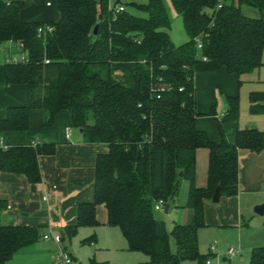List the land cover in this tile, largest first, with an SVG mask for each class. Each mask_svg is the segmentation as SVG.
<instances>
[{"label": "trees", "instance_id": "16d2710c", "mask_svg": "<svg viewBox=\"0 0 264 264\" xmlns=\"http://www.w3.org/2000/svg\"><path fill=\"white\" fill-rule=\"evenodd\" d=\"M57 1L61 18L47 23L52 30L39 32L45 23L22 21V0L8 1L0 17V46L15 41L26 52L25 60L0 59V86L18 83L28 90V104L9 108L0 119V135L28 130L32 109L44 110L45 126L53 125L60 111H69L87 143L108 148L98 155L95 199L79 205L78 222L69 232L98 224L97 206L104 204L108 224L120 227L130 249L146 253L150 264L204 259L199 230L205 226V200L218 185L222 196L238 194L239 150H264V130L238 128L231 143L220 125L221 141L212 140L197 126L202 113L194 78L225 69L241 82L243 74L264 65V18L243 11L247 5L264 12V0H171L189 37L178 45L169 33L165 0L131 2L143 16L122 0ZM120 5L125 10L117 12ZM250 112L264 114V91L250 93ZM239 116L240 97L229 96L223 121ZM34 139L0 148V168L40 182L39 156L53 154L57 142L34 145ZM200 147L210 150L205 188L195 182ZM182 178L191 183L187 206L193 219L168 231L154 207L177 201ZM6 208L7 200L0 198V264L40 236L38 227L6 220ZM251 262L264 264V247L253 250Z\"/></svg>", "mask_w": 264, "mask_h": 264}, {"label": "crops", "instance_id": "0c3cea01", "mask_svg": "<svg viewBox=\"0 0 264 264\" xmlns=\"http://www.w3.org/2000/svg\"><path fill=\"white\" fill-rule=\"evenodd\" d=\"M8 1L0 0V17L4 15ZM22 1L24 6L19 16L24 22L47 24L61 18L57 0ZM165 3L170 13L178 14L171 0H165ZM0 50V57L4 60L26 56L22 44L15 41L3 43ZM194 82L197 107L202 113L197 118V126L206 131L212 140L221 141L220 125H223L226 138L231 143L236 141L238 128L253 127L241 125L239 120L223 121L228 110V97L238 94L240 81L237 75L225 69L198 72ZM27 104L26 85L15 83L0 86V119L7 116L9 108ZM223 106H226L224 110ZM254 115L253 122L257 124L261 121L258 128L264 130V116H256L264 114ZM44 122V110L32 109L28 130L5 131L0 135L4 147L29 145L31 135L39 138L41 144L54 139L57 142L53 154L43 153L39 156L42 173L40 182H30L25 175L0 168V198L7 200L5 219L16 225L40 229L37 241L17 251L8 264H57V254L63 248L70 252L75 264H150V257L146 253L130 249L120 227L108 224V211L104 204L97 206L98 224L82 225L75 233L69 232L68 228L78 222L79 205L95 199L98 155L108 148L105 144L87 143L82 130L74 126L72 114L67 110L56 115L53 125L45 126ZM239 156V192L233 196H221L218 203L212 199L205 200V226L199 230V237L200 231L209 226L237 229L239 237L235 244L238 247L231 242L229 247H235L238 254L230 256L228 247L224 255L237 257L243 264H252L253 250L264 247V215L254 210L257 204L264 202V150L254 152L242 148ZM209 160L210 150L198 148L195 182L200 188L208 186ZM190 184L188 178L181 179L177 201L180 200L181 191L187 194V199L185 203L175 202L176 212L180 213L175 224H188L193 219L194 211L187 206ZM45 196L48 198L45 199ZM246 217L260 221L261 230L245 236ZM47 233L59 234L61 243L53 238L45 239ZM215 254L210 252L204 258L212 260ZM224 260L227 258L224 257ZM185 261L181 264H188Z\"/></svg>", "mask_w": 264, "mask_h": 264}, {"label": "rangeland", "instance_id": "374dc122", "mask_svg": "<svg viewBox=\"0 0 264 264\" xmlns=\"http://www.w3.org/2000/svg\"><path fill=\"white\" fill-rule=\"evenodd\" d=\"M122 1L127 4V8L129 11L138 15H142V16L145 15L144 12H141L133 8L130 5V3L134 1L147 2L148 0H122ZM243 11L251 17L264 18V12H261L256 7L246 5L243 7ZM170 17H171V27L169 29V33L174 43L178 45L188 41L189 37L185 31L182 17L177 13L176 14L170 13ZM0 59L3 60V57L2 58L0 57ZM262 60L264 62V51H263ZM252 91H264V65H262L259 69H256L252 72L243 74L241 77L240 85L238 87V95L240 97L239 121L241 125L247 124L258 128L259 127L258 124L261 125V121L255 124L253 122V117L255 115L250 112V93ZM225 107L226 106H223L222 110H224ZM256 116H264V115H256ZM186 199H187V194L181 191L179 201L185 203ZM179 201H177V204ZM179 214H180L179 212L178 213L176 212L175 203L170 204V210L168 211V213L165 211V209L156 211L157 217L165 222L168 231H171V229L175 225V221L179 219L178 216ZM246 223L247 226L245 229L246 230L245 236L249 233L257 232L262 228L260 221H254L248 217H246ZM238 237H239V231L237 229H233L232 227H224V228H216L213 226L206 227L205 229L200 231V237H199L200 250L206 258L210 255L209 248L211 246H215L216 254L212 256L213 264H243V262L239 261L237 257L231 258L230 256L224 255L228 247L231 245L230 242L235 244L238 240ZM244 239L246 240V237H244ZM235 246L238 247L237 244H235ZM171 248L173 251H176V243L173 237H171ZM224 257H226L227 260H224ZM205 258L203 262L199 260H186L185 262H187L188 264H205Z\"/></svg>", "mask_w": 264, "mask_h": 264}, {"label": "built area", "instance_id": "2783aa9c", "mask_svg": "<svg viewBox=\"0 0 264 264\" xmlns=\"http://www.w3.org/2000/svg\"><path fill=\"white\" fill-rule=\"evenodd\" d=\"M125 10V6L123 5H120L119 7H117V12H120V11H124ZM45 29H48V30H52V26L50 24H46L45 26L43 27H40L39 28V32H42L43 30ZM23 46V45H22ZM198 47L201 48L202 47V44L199 43L198 44ZM26 59V56H23V57H20V58H14L12 59L13 61H21V60H25ZM204 59H207L206 57ZM48 61V60H47ZM67 132L69 133V130H67ZM41 141L39 140V138H35L33 140V144L34 145H38L40 144ZM0 148H8V147H4L0 141ZM45 199L48 198V196H45L44 197ZM155 211H160V210H164L165 209V202H158L155 204ZM44 238L45 239H51L53 238L56 242L58 243H61V236L59 234H45L44 235ZM215 246H211L210 247V252L211 253H215ZM227 253L230 255V256H235L236 254H238V250L231 246L229 247ZM57 264H75L74 263V259L72 257V255L70 254V252H68L66 249H60L58 254H57ZM205 264H212V260L210 258H208L206 261H205Z\"/></svg>", "mask_w": 264, "mask_h": 264}, {"label": "water", "instance_id": "95a60500", "mask_svg": "<svg viewBox=\"0 0 264 264\" xmlns=\"http://www.w3.org/2000/svg\"><path fill=\"white\" fill-rule=\"evenodd\" d=\"M118 2H120V0H118ZM97 29H98V26H96L95 28V32H97ZM180 176L182 177L183 176V172H180ZM221 196H222V192H221V186L218 185L215 189V192L213 194V197H212V201L214 203H218L220 202V199H221ZM170 209V204H166L165 205V211L168 213ZM254 210L257 214L259 215H264V202L263 203H260V204H257L255 207H254Z\"/></svg>", "mask_w": 264, "mask_h": 264}]
</instances>
